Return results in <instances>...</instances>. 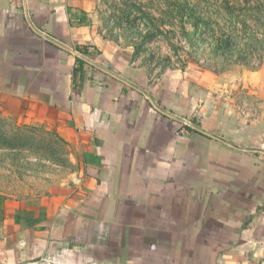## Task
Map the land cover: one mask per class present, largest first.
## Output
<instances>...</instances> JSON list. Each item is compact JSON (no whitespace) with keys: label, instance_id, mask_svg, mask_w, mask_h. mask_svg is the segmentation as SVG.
<instances>
[{"label":"crops","instance_id":"1","mask_svg":"<svg viewBox=\"0 0 264 264\" xmlns=\"http://www.w3.org/2000/svg\"><path fill=\"white\" fill-rule=\"evenodd\" d=\"M101 4L0 0V107L82 168L51 194H0V264H264V70L153 81Z\"/></svg>","mask_w":264,"mask_h":264},{"label":"rangeland","instance_id":"2","mask_svg":"<svg viewBox=\"0 0 264 264\" xmlns=\"http://www.w3.org/2000/svg\"><path fill=\"white\" fill-rule=\"evenodd\" d=\"M99 12L113 36L135 46L154 80L169 69L192 70L218 88L237 87L264 70V0H102ZM81 169L52 129L20 126L0 107L2 197L54 193L55 183Z\"/></svg>","mask_w":264,"mask_h":264},{"label":"water","instance_id":"3","mask_svg":"<svg viewBox=\"0 0 264 264\" xmlns=\"http://www.w3.org/2000/svg\"><path fill=\"white\" fill-rule=\"evenodd\" d=\"M35 30H36L39 34H41V35L47 37L48 39L53 40L51 37L45 35V34L42 33L41 31H39L38 29L35 28ZM53 41H55V40H53ZM55 42H57V41H55ZM57 43H58L59 45L65 47L63 44H61V43H59V42H57ZM65 48H67V47H65ZM67 49H69V48H67ZM69 50L73 51L78 57L82 58L83 60L88 61L89 63L95 65L96 67H98V68H100V69H102V70H104V71H106V72H108V73L114 75L115 77L121 79L122 81L126 82L127 84L131 85L132 87H135V88H137V89H139V90H141V91H144L142 88H140L139 86L135 85L134 83H131V82L127 81L126 79H124V78L120 77L119 75L113 73V72L110 71L109 69H107V68H105V67H103V66L97 64L96 62H94L93 60H91L90 58H88L87 56H85L84 54H82V53H80V52H78V51H74L73 49H69ZM164 112H165V111H164ZM175 117H176V116H175ZM176 118L179 119V120H181L182 122H184L186 125H188V126H190V127H193V128L199 129L194 123H192V122H190V121H187V120L182 119V118H179V117H176Z\"/></svg>","mask_w":264,"mask_h":264},{"label":"built area","instance_id":"4","mask_svg":"<svg viewBox=\"0 0 264 264\" xmlns=\"http://www.w3.org/2000/svg\"><path fill=\"white\" fill-rule=\"evenodd\" d=\"M153 81H157L152 79ZM240 111L241 114L243 115L244 118L249 119V116L251 117V115H249V110H250V105L248 104L247 101L243 100L242 103L240 104ZM179 135H187L188 134V130L186 128H183L179 131L178 133Z\"/></svg>","mask_w":264,"mask_h":264},{"label":"trees","instance_id":"5","mask_svg":"<svg viewBox=\"0 0 264 264\" xmlns=\"http://www.w3.org/2000/svg\"><path fill=\"white\" fill-rule=\"evenodd\" d=\"M81 53L85 54V56H87V52H85L83 49H81Z\"/></svg>","mask_w":264,"mask_h":264}]
</instances>
